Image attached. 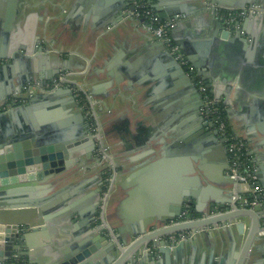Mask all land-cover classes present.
Wrapping results in <instances>:
<instances>
[{
    "label": "crops",
    "instance_id": "1",
    "mask_svg": "<svg viewBox=\"0 0 264 264\" xmlns=\"http://www.w3.org/2000/svg\"><path fill=\"white\" fill-rule=\"evenodd\" d=\"M119 1L122 12L117 18L116 12L107 13V9L117 5ZM143 1L148 5L145 0ZM157 1L153 0V4ZM19 2L17 14L8 22L3 17V7L7 11L8 2L0 0L2 9L0 53L9 38L31 41L33 45L31 63H35V69L27 73L24 65L26 62L3 61L0 64V67L4 68V72L0 73V98L8 96L5 99L7 102L12 96L22 93L18 90L21 89L20 80L24 77L31 76L34 82L42 85L43 79H47L46 83H49L54 77L55 70L62 66V60L72 55L78 58V64H85V68L83 71L60 73L69 74L71 80L69 85L61 88L80 90L85 95L87 106L89 107L90 103L92 110L89 108L84 111L86 119L82 122L76 118L80 109L67 110L62 102L65 100L64 96L45 100L47 93L37 92L33 98L22 104L33 103L29 112L15 114L16 107L2 108L1 105L5 102H0V112L6 110L13 112L12 117H9L11 124L32 119L44 127L54 125L60 131H66L73 136L79 145L89 142V132L92 131L98 146L89 153L88 149L82 150L64 182L57 186L42 184L36 188L35 194H43L42 197L47 199L60 192L61 202L69 201L85 209L88 202L86 200L98 189L100 181L103 180V194L96 201L101 205L97 208L91 223V227L96 228L92 236L100 234L110 244H114L112 246L117 251L111 252L114 258L119 257L120 252L126 248L121 244L119 245L122 248L119 247L109 231L114 229L115 237L120 242L116 228L123 225L143 227L151 224L164 213H168L171 200L180 187L190 191L210 187L214 191L210 192L211 196L202 198L200 201L202 205L197 211L195 207H189L194 213L193 219L189 222L219 215V211L210 213L212 196L226 201L234 190V186L223 183L221 177L222 174H228V168L223 169L228 163V156L226 162L220 161L213 153H208L206 148H203L195 155L194 160L192 156L181 152L184 145L178 142V138L173 137L181 135L178 125L184 120L187 124L193 122L191 110L188 108L191 100L186 94L176 92L174 81L165 69L158 50L154 48L156 40L139 22L127 16V1L19 0ZM162 2L165 5L164 9L169 4L172 5V2L179 5L183 3L187 7L189 16L181 15L179 21L170 19L175 21L173 36L187 43L202 40L204 33L219 19L216 10L223 8L219 5L204 4L203 0ZM203 5L207 9L196 13L195 11ZM178 23L182 24L177 26ZM247 29L254 39L255 48L244 57V60L249 64H260L263 85L256 90L253 83L246 86L234 82L228 85L229 90L225 92L227 97L221 96L219 101L224 107L230 131L244 142L255 173L258 172V178L264 180V17L250 20ZM3 34L10 37L6 39ZM39 47H42V53L36 52V48ZM165 50L167 51L166 48ZM27 84H24L21 91ZM88 113L91 114V121ZM87 122L90 126L86 128ZM160 154L167 161L161 164L155 173L153 171L148 176L145 174L131 178L140 170L138 168L146 163L145 161L152 158L151 161L159 160ZM259 179L258 183L264 194V184L261 185ZM185 182L186 187L183 186ZM245 189V186H240V194ZM191 201L193 205L196 204L194 200ZM53 204L55 202H51V205ZM226 205L225 203L224 206ZM256 218L248 216L232 221L233 226L234 223H244L242 236H239L231 225L225 227L222 224L208 226L204 230L179 232L178 235L194 238L195 241L185 246L177 255L183 263L175 262V256L171 255L167 264L227 262L236 264L242 255L245 232L251 228L253 219L257 221ZM55 219L57 220L51 225L49 240H42L41 246L44 248L39 254L35 252L41 264H53V252L57 251L59 243L61 247H67L68 239L72 241L75 237L83 238L88 234L87 227L81 220L76 222H71V219L63 220L62 215ZM189 222L175 221L171 224ZM169 227L170 225L160 230ZM225 228H230L233 243L224 231ZM202 233L205 236H202ZM110 250L112 251L111 248ZM144 254L146 246L140 245L126 258L125 264H164L157 259L158 255L154 252L151 251L148 256ZM242 264H264V241L254 240L248 246Z\"/></svg>",
    "mask_w": 264,
    "mask_h": 264
},
{
    "label": "water",
    "instance_id": "2",
    "mask_svg": "<svg viewBox=\"0 0 264 264\" xmlns=\"http://www.w3.org/2000/svg\"><path fill=\"white\" fill-rule=\"evenodd\" d=\"M145 1L165 21H169L171 18L179 21L181 15H190L183 3L179 5L172 2V5L169 4L164 9L165 5H163L162 0H158L155 4H153V0ZM7 2V11L3 7V17L5 21L9 22L17 14L20 2L19 0H7ZM203 3L219 5L224 9H242L253 4L264 7V0H230V2L203 0ZM116 4L107 9V13L116 12L118 18L122 12V6L120 1ZM206 9V6L203 5L195 12H204ZM1 10L0 14L2 15ZM259 17H264V13L245 17L242 21L237 20L231 25H227L218 19L204 33L202 40L196 43L177 40L172 34L175 30L171 29L170 37H172L184 57L194 67L198 76L216 100H219L221 96L227 97L225 92L229 90L228 85L234 82L246 86L253 83L256 90L263 85V73L262 67H259L260 64H249L244 60V57L248 56L255 48L254 39L247 29L248 22ZM188 23L192 24L190 21ZM181 24L178 23L177 26ZM144 30L153 37L150 31ZM3 35L6 39L10 37L7 34ZM6 41V46L1 49L0 61H24L26 62L24 63L26 72L31 73L30 71L35 69V63H31L33 54L32 42L19 39L10 40V38ZM154 48L158 50L157 52H159L165 69L174 81L176 92H180L182 95L183 93L186 94L191 100L188 108L191 110L193 122L187 124L184 120L178 125L181 135L173 137V139L178 138V142H182L184 145L181 152L189 157L192 156L195 160V155L201 149L206 148L208 153L215 155L216 159L226 162L227 152L223 140L212 129V125L204 123L199 116L201 99L196 88L186 77L184 70L165 50L161 42L155 41ZM36 52L42 53V47L36 48ZM77 61L78 58L72 55L62 60V66L55 70L54 77L57 78L60 73L66 71H83L85 64H78ZM3 70L4 68L0 67V73H3ZM46 80L43 79V84H46ZM34 81L31 76L29 78H21V89L24 84ZM21 89L18 90L19 93L22 92ZM90 94L93 95L92 93ZM58 96L65 97L62 102L67 107V110L80 109V113L76 118L84 122L86 119L84 111L91 109V104L88 103L89 107L82 106L70 88L54 90L47 93L44 99L52 100ZM7 97L3 96L0 98V102L4 103ZM31 105L33 106V103L13 106L16 107L15 114L29 112L32 108ZM12 114L11 110L0 112V264H41L37 260L36 253L39 254L40 250L44 248L41 246L42 240H49L50 232H52L51 225L57 220L55 218L61 215L63 220L71 219V222L81 220L82 224L87 227L88 234L83 238L75 237L72 241L68 239L69 245L67 247H61L59 243L57 251L53 252V264H125L126 258L140 245L146 246V254L144 255L148 256L152 251L158 255L157 259H160L164 264L170 261L171 255L175 256V262H182L177 255L185 246L190 243L193 244L195 239L187 237L185 240L177 238L172 240L169 238L170 236H176L181 231L204 230L208 226H217L219 224L225 225V227L231 225L230 227H234L237 234L242 236L244 235V223H234L233 226L232 221L239 218H248V216L251 218L257 217V221L253 219L251 228L247 233L245 232L242 255L236 264H242L248 246L254 240L260 239L264 241V208L251 210L240 207L237 204V200L234 199L240 195V186L242 185L239 181L234 180L228 172L227 175L222 174L221 177L223 183L234 186V190L229 194L231 196L224 201L218 200L213 195V202L210 204V213L219 211V215L215 214L216 216L201 218L189 223L172 225L179 217L184 206L195 207L197 211L198 207L202 205L200 203L202 198L211 196L210 192H214L210 187L194 191L180 187L175 197L171 200L168 213H164L163 216L161 215L157 220L152 221L151 224L143 227L141 225L139 227L123 225L121 228H116L120 242L115 237L114 229L109 231L114 240L116 239L118 246L126 248L120 252L119 257L116 256L114 258V255H111V252H117L113 247L114 244H110L100 234L92 236L96 228L91 227V223L97 208L101 205L96 201L103 194V180L100 181L98 189L92 192L86 200L88 202L85 209L69 201L64 202L62 200L61 202L59 200L60 192L47 199L42 197L43 194H35L36 188L42 184L57 186L64 182L66 176H69L72 166L76 164V157L82 154L84 148L88 149V153L98 148L92 131L89 132V142L79 145L73 136H70L66 131H60L54 125L44 127L38 125L32 119L27 120V122L15 121L11 124L9 117H12ZM89 126L90 123L87 122L86 128ZM160 155L159 160L151 161L153 160L152 158L145 161L146 163L142 164L138 168L140 170L131 178L145 174L148 176L153 171L155 173L156 169L167 161L162 154ZM222 168L221 170L227 169L228 163ZM192 182L191 185L193 186L194 181ZM259 182L261 185L264 184L262 179H259ZM183 184H185L183 186H187L186 182ZM191 200H194L196 204L193 205ZM51 202H55V204L51 205ZM225 203L227 204L226 206H224ZM168 225H170L169 228L160 230ZM149 228L153 229L149 230ZM224 231L228 234L230 242H232L233 240H231L232 237L229 233L230 228H225ZM203 233L202 236H205ZM226 264H229V262Z\"/></svg>",
    "mask_w": 264,
    "mask_h": 264
},
{
    "label": "built area",
    "instance_id": "3",
    "mask_svg": "<svg viewBox=\"0 0 264 264\" xmlns=\"http://www.w3.org/2000/svg\"><path fill=\"white\" fill-rule=\"evenodd\" d=\"M127 1V15L139 22L143 28L150 31L154 40L161 42L167 49L169 55L173 60L184 70L186 77L192 82L196 88L200 99L201 108L200 113L203 122L212 125L218 136L223 140L225 149L228 156V172L231 177L239 181L242 186H245V191L242 192L236 199L237 204L242 208L251 210L264 208V194L259 186L258 178L255 169L250 161L246 151L244 142L235 137L230 131L225 117L221 115L224 112V107L219 100H216L209 92L204 82L198 76L194 67L184 57L180 48L172 41L170 31L175 26V21H163L158 15L150 8L143 0H126ZM264 12V9L259 5H249L242 9H224L216 10L218 18L231 25L237 20L244 19L248 16H256ZM71 80L69 74L63 73L58 75L57 78L44 85L39 82H32L27 84L22 93L12 96L7 102L2 104V108L13 107L24 104L27 100L33 98L37 92L50 93L62 86L69 85ZM76 99L79 93L82 92L77 88H72ZM85 96V95H84ZM79 101V100H78ZM225 115V113H224ZM88 118L91 121V114L88 113ZM93 125V123L91 122ZM194 215L186 206L182 209L176 223L189 222ZM170 239L175 238L185 240L182 235L170 236Z\"/></svg>",
    "mask_w": 264,
    "mask_h": 264
},
{
    "label": "trees",
    "instance_id": "4",
    "mask_svg": "<svg viewBox=\"0 0 264 264\" xmlns=\"http://www.w3.org/2000/svg\"><path fill=\"white\" fill-rule=\"evenodd\" d=\"M78 100H79V102L82 104V106L87 107V103H86V101H85V96H84L82 93H81V94L79 93ZM221 115H222L223 117H225L223 111H222ZM189 209H190V211H191V208H189ZM192 214L194 215L193 212H192Z\"/></svg>",
    "mask_w": 264,
    "mask_h": 264
},
{
    "label": "flooded vegetation",
    "instance_id": "5",
    "mask_svg": "<svg viewBox=\"0 0 264 264\" xmlns=\"http://www.w3.org/2000/svg\"><path fill=\"white\" fill-rule=\"evenodd\" d=\"M1 63H3V61L2 62H0V64ZM1 66V65H0ZM201 108V107H200ZM199 116L201 117V119H202V116H201V113H200V109H199Z\"/></svg>",
    "mask_w": 264,
    "mask_h": 264
}]
</instances>
